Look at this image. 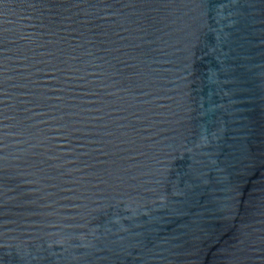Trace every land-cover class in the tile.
<instances>
[{
	"label": "water",
	"instance_id": "1",
	"mask_svg": "<svg viewBox=\"0 0 264 264\" xmlns=\"http://www.w3.org/2000/svg\"><path fill=\"white\" fill-rule=\"evenodd\" d=\"M0 264H264V0H0Z\"/></svg>",
	"mask_w": 264,
	"mask_h": 264
}]
</instances>
